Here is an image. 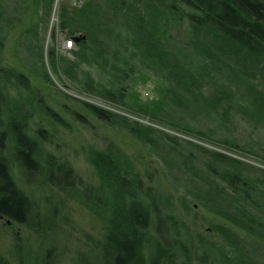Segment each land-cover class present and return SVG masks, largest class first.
Here are the masks:
<instances>
[{
	"label": "rangeland",
	"instance_id": "374dc122",
	"mask_svg": "<svg viewBox=\"0 0 264 264\" xmlns=\"http://www.w3.org/2000/svg\"><path fill=\"white\" fill-rule=\"evenodd\" d=\"M79 19L95 34L66 48L70 28L85 37L71 23ZM0 61L23 73L31 90L7 76L9 110L33 130L48 129L46 149L85 179L100 178L89 149L115 146L123 168L156 201L152 233L157 215H166L195 264L204 253L214 264H264L263 57L194 24L177 0H0ZM119 85L125 101L101 94ZM174 87L183 100L173 116L188 128L145 112ZM88 103L122 116L101 119ZM231 172L248 181V192L230 184ZM19 183L41 205L31 221L44 227L0 217L1 258L43 264L52 243L57 262L73 264L78 250L91 256L88 239L102 237L103 220L57 187Z\"/></svg>",
	"mask_w": 264,
	"mask_h": 264
},
{
	"label": "trees",
	"instance_id": "16d2710c",
	"mask_svg": "<svg viewBox=\"0 0 264 264\" xmlns=\"http://www.w3.org/2000/svg\"><path fill=\"white\" fill-rule=\"evenodd\" d=\"M177 1L187 7V15L194 24L209 26L237 48L264 58V0ZM71 23L86 32V38L78 42L87 44L88 37L95 34L96 28L86 29L85 21L81 19L71 20ZM68 33L74 36L78 32L72 27ZM11 71L0 61V215L35 229L43 228L42 224L31 221L32 216L42 213L41 205L20 185L19 180L35 188L57 187L68 197L87 206L104 222L102 237L88 239L91 256L78 250L73 256V264H195L192 248L182 240L180 228L176 227L172 218L158 214L154 226L157 234L149 230L154 220L156 201L150 197L149 187L143 180L123 168L113 144L92 146L88 151V157L100 177L98 183L88 181L67 160L46 149L44 142L52 136L48 129L33 130L23 116L9 110L12 92L5 82L7 76L22 80L31 91L26 76ZM170 84L175 85L172 81ZM179 93V90L167 91L162 97L152 99L150 109L146 108L145 112L152 113L163 122L169 117L173 127L188 128L189 125L177 118L180 115L173 116V112H181L178 108H181L183 98ZM101 94L121 103L127 96L126 86L111 87ZM88 106L104 120H112L115 115L122 116L101 105L88 103ZM52 113L60 123H65L59 114ZM132 130L138 131L137 127H132ZM221 155L224 154L216 152L217 157ZM221 158L226 160V157ZM228 177L231 185L248 192V181L239 173H228ZM55 245L52 243L47 248L44 254L48 261L43 264H63L59 259L56 261L58 249ZM196 262L214 264L205 253ZM0 264L11 263L0 256Z\"/></svg>",
	"mask_w": 264,
	"mask_h": 264
},
{
	"label": "built area",
	"instance_id": "2783aa9c",
	"mask_svg": "<svg viewBox=\"0 0 264 264\" xmlns=\"http://www.w3.org/2000/svg\"><path fill=\"white\" fill-rule=\"evenodd\" d=\"M74 45V39H69L68 41H65L64 42V46L66 47V48H70V47H72Z\"/></svg>",
	"mask_w": 264,
	"mask_h": 264
},
{
	"label": "water",
	"instance_id": "95a60500",
	"mask_svg": "<svg viewBox=\"0 0 264 264\" xmlns=\"http://www.w3.org/2000/svg\"><path fill=\"white\" fill-rule=\"evenodd\" d=\"M74 37H75L76 40H79V39H81L82 37H84V35L79 34V35H75ZM0 216H3V215H0ZM8 222H11V220L8 219Z\"/></svg>",
	"mask_w": 264,
	"mask_h": 264
}]
</instances>
